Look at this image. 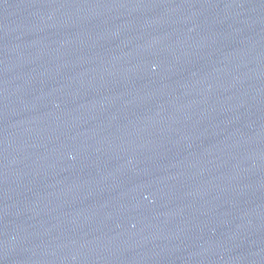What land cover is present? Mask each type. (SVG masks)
Instances as JSON below:
<instances>
[{
    "label": "water",
    "instance_id": "95a60500",
    "mask_svg": "<svg viewBox=\"0 0 264 264\" xmlns=\"http://www.w3.org/2000/svg\"><path fill=\"white\" fill-rule=\"evenodd\" d=\"M0 264H264V0H0Z\"/></svg>",
    "mask_w": 264,
    "mask_h": 264
}]
</instances>
